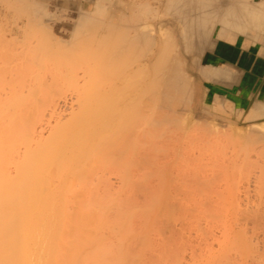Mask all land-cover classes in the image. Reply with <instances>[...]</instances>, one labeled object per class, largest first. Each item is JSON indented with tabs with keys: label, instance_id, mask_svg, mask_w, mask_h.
Instances as JSON below:
<instances>
[{
	"label": "bare ground",
	"instance_id": "bare-ground-1",
	"mask_svg": "<svg viewBox=\"0 0 264 264\" xmlns=\"http://www.w3.org/2000/svg\"><path fill=\"white\" fill-rule=\"evenodd\" d=\"M25 1L26 0H15V4H14L15 7L14 6L13 7L16 8L17 10L22 9L23 12L29 16H31L32 13L35 15L34 9L36 8V10H40V3L44 2V1L40 2L38 0H34V1L32 0L33 4L27 1L29 3L28 5L26 4ZM90 1L93 3V11L80 12L78 19L76 20V22L74 23L73 27L69 32L70 33L68 36L69 39L67 36L64 37L58 36L57 31L51 33L48 31L47 32L53 38H56V40H63L64 43L75 42V40H77L78 38H82V37L84 38L86 35H88L89 37L90 34H92L93 37L95 36L93 34L97 35V38L94 37L96 41L92 39L93 43L91 42L92 44H94V46L95 44L99 43L97 42L98 38L104 42V43L100 42L101 45L100 47L99 46L94 47L92 46V44H90L89 46L90 48L91 47L101 48L103 44L104 48L110 50V52L109 51L107 52L108 54H110L109 55L110 57L107 56L108 59L107 62L109 61L110 63L109 65H111L110 68L109 67L103 68L104 65L109 66L108 64L107 65L103 64V67H101L102 64L101 65L99 64L100 63L99 60H102L103 62L104 59L99 58L102 56V54L100 56L99 53H101L102 50L99 49L98 51V49H96L97 51L96 53L99 52L98 53L99 56L98 54H96L98 57L94 56L93 59L98 58L99 60L92 59V61H89L95 64L97 63L96 66L93 65L95 69L92 71L90 69V72L88 69L85 70H88L87 72L91 73L94 72L97 67V70L95 72H97L98 75H95L96 74L95 73V74H90L89 77H87L88 73H86L87 76H85V74L83 76L84 78L87 77L89 79L90 76L91 78L100 76L99 77L100 79L97 78L99 79V84L100 82H104V84L102 83L100 84V87H98L99 85L98 81L91 79L94 80L93 83L95 81L97 82L98 85L96 83L95 84L97 85L99 90L97 87H95L96 85L94 86L92 85V81L91 84H89L90 86L85 85V81L87 82L90 81H88V79L86 78L84 81V79L80 78L81 76L79 77V73H75L78 74V76L73 74L74 71L72 73L73 76L75 78L79 77L77 78V81L74 80V86L79 85L82 81H84L83 84L85 86H88L86 88L89 90L85 89V87H82L81 85L80 88L85 89V91L84 90L81 91V89L78 88L77 86L76 89H78L79 91L74 90V86H72L73 85L72 84L70 85L72 86L71 88H73L71 89L72 92L68 91V93L70 94V98L65 96L66 90L63 93V96H65L66 98L65 97L63 98L61 97L62 93L59 94V92L61 91L58 92L57 90L56 92V88L59 86L54 84L55 87L53 88L54 85L51 83L50 84L53 86L50 85L47 86V83H44L46 85L43 86L40 84L42 89L45 86L44 90L46 92L44 90H43L44 92L42 91L45 95L52 92V95L53 96L56 95V98H54V101L52 102L50 100H46V98L45 99L42 98V95L39 96V94L36 93V95L34 96H37L38 98L44 100V101L42 100L41 102L43 103H40L39 105L42 104L45 107L41 108L42 106L41 105L40 106L41 109L37 110L36 114L34 113L36 117L33 114L32 117L31 113H29L28 111L32 110L34 112L37 108H39V106L36 105V102L39 103L41 100V99L37 100L38 98L33 96V93L35 94V92H37L36 89L37 87L40 86L39 84L36 83L37 84L36 89H34L35 88L34 86H33L34 88H32V86L26 82L28 79L26 80L22 79V75L20 74L21 75L20 83L23 82L24 80L29 86L28 87L26 84L27 89L26 86L23 85L24 83L23 84L21 83V85L23 86L19 85L20 83L17 84L18 80L20 79L15 78V80H12L15 76L12 77V79L11 76L7 77V81L11 83H7L6 81H4L8 84L7 85L8 87L9 85L12 84V88L11 86L8 88L5 85L6 88L3 86L4 89H2V87L0 89V91L2 92V93L0 92L1 94L8 93V97H6L7 95L3 97L4 94L3 95L0 94L2 97V98L0 97L1 100L0 104L2 103V101H3L2 104H4L6 101H9V99L13 100L15 96L17 95L19 96L18 93H21L20 95H23L22 93H24V95L25 94L28 95L30 92L33 91L32 94L31 93L30 94L35 98L34 100L32 96L30 97L29 100L26 98L28 100V101L26 100L28 103L29 101L31 102V100H33L32 101L34 102L33 106H32V102L29 103L30 105L25 103L26 105L23 106L22 103L25 101L20 99L22 100V103L20 104L21 106L24 107L22 108L24 111L21 108H19L20 106L19 104L16 105L17 104L16 102H19L20 100L18 101L16 100L14 105L17 106L18 108L16 107L17 109L15 110L19 109V111L22 113V114L19 113V111L17 112L16 117H18V113L20 114V117H22V118L18 117V119L15 117L16 111L13 108L15 106L9 104L10 106H12L11 108L13 109L12 110L10 108L11 111L12 112L15 111L14 113L10 114V115L14 114V118L13 117L5 118L4 117L5 113H7L8 111L10 112V110L7 109L8 111L5 112L6 111V109H4L5 107H3V105H0L2 106L0 107L1 108L0 112L2 114V115L0 114L1 116H3V112L1 110L3 109L5 110V111L3 110L5 112L3 116L4 118L0 116V264H264L263 262L264 258H262L261 256L258 257L259 254H256L255 256L254 252L250 251L252 246L255 245L256 248L255 247L252 248L253 251L254 249L255 251L257 249L259 250L260 247H262L261 250H264L263 249L264 248V206L263 204H261L263 203L264 198L258 197L260 200L257 198V200H255L257 203L253 201L256 204L255 205L252 202V200L254 199L250 196L251 194L253 195V193H254L253 197L255 195L257 196L258 192H259V196L262 194L264 196V190H263L264 188L261 187L264 185V182L263 185L262 184L260 185L259 181L257 182L259 184L254 183V181L256 180L255 177L263 175L262 174V171L264 170L263 168L261 174L259 173V171H257L258 174L257 176L254 177L255 180L253 181L254 185L249 183L250 186L252 185L251 189H254L253 187H255L257 191L255 189L254 190L249 189V191L250 192L252 191V193L251 194L248 193L246 195L248 189L246 190L244 187V189H242L241 192L239 193L242 194L243 191L244 194V191H246L245 195L241 196L239 193L237 194V196L238 195L241 196L240 197L241 202L242 200L248 197L250 199L252 198L251 200H249V198L247 199L249 200V203L251 205L246 203L248 202L246 200L240 203V201L237 199L239 197L236 196L237 198L235 199L239 201V204L241 206L239 204L237 205L233 204L237 211L234 209V213L232 214L226 211L218 212L219 209L222 210L227 205V203L226 205H224L225 200L226 201L228 200L226 199V197L225 198L221 197L224 200L223 203L220 199V202L222 203L220 204L224 205L222 209L220 207V204H218L219 197H217L218 199L210 198L211 200L215 199L216 202L218 200L217 202L218 206L213 208L214 205H212L213 206L212 208L214 210L213 209L211 210H213V212H211L210 209L206 208L210 210L209 213H207L206 211H204L205 210L204 207H210V206H204L203 204H205L206 202H204L203 199H202L203 203L201 202L202 203L201 204L199 201L191 200L194 196H192V198L188 200V196L185 195L186 198H184L185 197L184 193L182 195L184 196L183 199L181 198L175 199L176 196L173 197L174 196L173 195L172 197H170L172 199L167 200L165 198L163 202L164 204L159 205L161 209L158 207V209H156L157 211L155 210V212L153 213L154 211L153 207L155 205L154 202L159 197L157 196V199H155L156 197H154L155 196L154 190L153 191L149 190L152 188L146 187L148 188V190H146L144 188V185L143 187L140 184L136 185V187L134 188L135 190H133L132 188L130 189L133 191V196L129 190L127 193L131 195L127 197L124 195L127 190L125 189L126 188L125 186L127 185H124V187L120 192L121 195L115 196L117 195L116 191H118V187L119 189L122 187L121 186L123 182L122 179L124 178L123 174H125L126 167L130 169L132 168V167H128L129 166L128 163H130V166L132 165V163L136 165L138 164V162L144 165L143 166L144 168H142V165L140 164L136 166L132 165L133 168L131 169V171L129 170L131 173L128 175L127 173L125 174L126 176H129V178L125 177V179H127L132 186L135 183L136 179L137 181L140 182V180H138V177L136 176L142 175L141 172H143L144 171L143 169H145L146 167L149 170V172H147L146 175L150 176L153 174V172H155L156 173L155 174L156 176L154 175L155 178L158 177L157 171H155V169L156 167L160 168V166L155 167V164H154L155 168L152 167L153 165L148 166L145 164L146 162L148 163L146 159H148L147 157L149 155L147 156V154H146V158L144 155L145 159L143 160V156H142L143 153L146 152L151 156V154L155 152V150L153 152L152 149L156 148L153 147L152 145H149V147L152 148L151 150L146 147H145L146 149L144 147L141 149L140 144L142 145V143H144L143 141L141 142V140H143L141 138H145L146 135L143 137L142 134L144 132L142 134H139L138 131L139 132L145 131L142 130L143 127L138 128V131H135L137 129L133 128V130L135 129L133 131L135 134L131 135L128 132L129 127L126 126L127 122L130 123L131 122L130 119L131 120L133 119L132 120L133 123V121L135 122L137 119L136 122L139 123L141 122V120H143V122L146 123L143 122L141 123L145 125L149 120L148 117H150V119L152 117L154 121L156 120L155 117H157V115H155V117L153 118L154 114L161 113L162 115L165 116V114H168V112H169L168 115L173 113L174 115H171L172 119L174 116L177 117L179 114L182 115L181 111L182 112L185 111L183 109H176V106L178 104L182 105L183 103L184 105L188 104V102L191 101L194 92L192 90V84H194L193 79L190 78V76L188 75V57H191V59L194 60L195 57L197 56V53L200 52L201 50L200 48H203L201 47L203 46V42H205L204 43L205 45L210 39L211 35L214 33L222 34L224 31H229V30L230 31L233 30L237 33H243L249 27H251V29L254 28L252 25H255L256 22H258V24L256 25H258L260 28L259 22L264 23V13L262 14L264 10V8L262 7L264 6V0L261 1L258 0L257 1L258 3L254 2V4L251 2V0H156L158 4L157 3L156 5L154 4L155 6L150 5L153 4V0H151L152 3H150L151 1L148 0H129L130 2H123V0H90ZM252 4L253 7L254 6L256 7L257 4V8H259L260 6L263 10L260 11L261 10L260 9L258 12V10H256L255 7L254 8L251 7ZM26 9L29 10L28 14ZM20 12L19 13L21 16L22 11L20 10ZM116 17H118L119 19L113 20V18ZM52 21H53L52 22L53 25L48 26V28L45 30L48 29L54 30L57 28L59 21L57 20H52ZM63 23H61V25ZM63 25H65V23ZM52 27H54V29ZM262 27H264V25ZM255 28L258 27L255 26ZM255 32H257V30H255ZM82 34H86V35L85 36L83 35L81 37ZM51 38H47V40L48 39L51 40ZM85 39H87V37H85ZM90 40L91 39H89V41ZM42 41L40 42L38 40V42H40L39 44L46 42L45 40L43 42ZM48 42L49 41H47V43ZM47 43L44 44V47L45 45H47ZM78 43H80L79 39L78 41H76V44ZM88 44H86L85 42L86 47ZM79 47H81L80 44ZM83 48L84 47H82V49ZM204 48L202 50H204ZM41 49L42 47H40V49L38 50L42 52ZM53 50L54 49H52V52ZM57 50H55V52H57ZM84 50L85 49L80 51H84ZM45 54H42V56ZM72 54L73 53H71V56ZM36 55L35 56L38 59L41 56V55L38 56L37 53ZM63 55H65V53ZM28 56L32 57L31 53ZM71 56H69V58H66L63 61H65V63L67 62V59L71 61L70 59L74 57ZM103 58H105V56ZM11 59L12 58H10V60ZM30 59L34 60L35 58L34 57L29 58V62ZM75 59L73 58V60ZM24 60L25 59H23V61ZM35 60L33 62H35ZM54 61L56 62L58 60L55 59ZM63 61L62 64L64 63ZM69 61L67 62V64L69 63ZM12 62L13 61H11V63ZM74 62L75 61H73V63ZM23 63L26 62L24 61ZM46 63L48 65L49 62ZM7 65L11 66L10 64H6V66ZM32 65L29 66L33 68ZM74 65H78V63ZM37 66L35 65V67ZM194 67H196V69H194L195 75H197L198 77H202L203 79L205 78L207 80L210 79L213 80L212 79L213 77L216 79L215 76H217V74L219 75V73H217L218 70H212L211 68L203 69L202 71L199 66V61H198V65L196 63V66ZM207 67L208 65L206 67L204 66V68ZM20 68L21 70L23 69L22 67ZM101 68L105 69L106 72L109 73L110 75L109 74L106 75L107 74L106 73L105 76L103 73L102 75L103 78H101L102 76L101 74H99L103 71ZM13 70L15 71L14 68ZM49 71H51V69ZM62 71H64V69ZM222 72L220 74H222ZM7 74L8 73H6V75ZM9 74L11 75L10 71ZM22 74L24 75V73ZM43 74L44 73H42V76H45ZM228 74L229 73L227 72V75ZM3 75L2 78H5L3 77ZM73 76L70 73V77L72 80L74 78ZM61 78H63V75L62 77H60V79ZM227 78L226 80L224 79V81L229 82ZM79 79H81L80 80L81 82L79 81ZM101 79L103 81H101ZM42 80L44 81L43 78ZM13 81L15 82V84L13 83ZM54 81L56 82L57 80ZM1 82L3 83V81ZM227 82H224V84ZM68 83L69 82L66 83V86H68L67 85ZM75 83L77 84L75 85ZM4 84L5 83H3V85ZM104 85L105 88L106 87L108 88V91L110 92L109 94L112 95L114 105L115 104L116 106L118 105L117 107L110 109L107 112L109 114L108 117H98V116L103 111V109H106L107 107L110 106L108 105V103H110V99L112 97L109 99L108 103L106 102L102 105V107L98 112H94V107L97 105V103H100L98 101H96L95 105L92 106L93 110H88L84 108V111H82L80 114L83 116V118L82 116H78V118L74 117L73 113H72L73 116L72 115L70 116L68 113L69 111L72 112L73 110L71 111L66 109L67 111L65 112L66 113L68 112L67 115L71 117L70 119H67L68 118L67 115H65L63 111H62L63 113L61 112V110L59 111L60 108L58 107L62 105L60 106L58 105L56 107V104H59L57 101L59 102L61 101L59 99H63L62 102L64 103L65 102L64 99L68 98L70 99L69 101L70 103L72 98L71 94L73 96L72 101L75 102L77 99H79L78 101L79 103L81 100L80 102L81 105L79 104L80 107L85 105L86 102L90 103V99L91 100L94 99V97L92 98L94 94L92 95L91 93L94 87H95L94 89L95 95H97L96 91L97 93L98 91L100 92L102 89H104ZM41 87H39V92H41L42 90L40 89ZM46 87L47 88L49 87L50 89L47 91ZM13 88L15 89L13 90V92L14 93L17 92V95L15 94L14 96H12L13 98H11L10 96L14 94L12 93ZM24 88L26 90H29L30 88L31 89L28 91V93H25L27 91ZM67 88L70 89L69 87ZM17 90L18 91L20 90L21 92L20 91L18 92ZM53 92L54 93L56 92V94L54 95ZM73 92H76L75 94L77 96ZM84 92L87 93V95ZM80 93L81 94L84 93V95H81ZM109 94H107L105 97L107 98ZM79 95L82 97L79 98L80 97ZM89 95L91 98L88 97ZM53 96L50 95L49 97H53ZM74 96L76 100L74 99ZM25 97L27 96L25 95ZM86 97L89 98L88 99L89 101L85 99L86 101L84 100L85 103H83L82 102L83 98ZM3 98L4 99L6 98L5 102ZM106 98H104L103 100H105ZM114 98L117 99V102H115L116 99L114 100ZM12 100L11 102L13 103L14 101ZM66 102L68 103L67 100ZM8 103L10 102H6V104L4 105L7 106ZM52 103L55 104L52 105ZM69 103L67 104V107L68 105L70 107L69 109H72L75 106V104L78 107V103L76 102L74 105H72L73 107ZM9 105L7 106V108H9ZM34 105H36L37 108H35ZM87 105L88 104H86L85 106ZM104 105L105 108H103ZM174 105L176 106L171 107ZM181 105L177 106V108H181L182 107ZM26 106L27 108L31 106L33 108L31 107V110H29L26 108ZM52 106L54 108L55 107L58 108L57 114L54 108H52ZM64 106L66 107L65 104ZM76 106L74 107V111H73L74 114L76 113L75 110ZM47 107L49 110H51V108L53 110L49 111L47 110ZM80 107H78V109ZM25 109L27 110L25 111ZM44 109L45 111H48V116L50 113L54 111L53 118L55 117L54 115L56 114L58 119L55 117L56 120L50 122L52 115L50 114V117H47V114L44 113ZM214 109L217 110V104H215ZM9 112L7 113L8 115ZM147 112H150L151 115L148 116ZM261 112L262 115H264V110ZM28 113L32 118L28 116L29 115ZM85 113L86 114L96 113L95 114L96 117L95 116L85 117L86 115ZM23 114L25 117L27 115V117L23 118ZM62 114H64L63 118L66 119L62 118L63 116ZM142 114H145L143 115V117L145 119L147 118L148 119L147 121L143 118L140 121L138 120L139 117L141 118ZM249 114L250 115L247 116V119H245L246 121L249 119L254 120L258 118L257 113L255 114V112ZM259 114H258L259 117L262 116L261 113ZM146 115L148 117H145ZM168 115H166V119H168L169 121L170 119L167 118ZM42 116L45 118L42 119ZM160 118H162V116H160ZM244 118L246 117L244 116ZM44 120L47 122H44ZM94 120L95 121L104 120L103 121L104 125L102 123L101 126L99 125L98 127L100 129V130L98 129L99 130V132H97L98 135H94L93 133L95 130L94 129L95 126H97V124H94L95 126L92 127L93 125L92 121ZM151 121L150 123H152ZM157 121L159 120L157 119ZM137 124H134L132 127H135ZM139 124L138 127L142 126ZM162 124L163 123H161V126ZM156 125L159 126V124ZM154 126L155 125H153V127ZM178 126L180 127V121ZM145 127H149V124L148 126L145 125ZM150 127L152 126L150 125ZM171 128H176V127L174 126ZM227 128L230 129L229 127ZM211 129H214L215 131L216 128H211ZM149 130L146 131L148 132ZM253 131H255L256 134L260 137L258 138V136ZM155 133L157 134L156 131L154 132V134H152L150 131L149 134L156 135ZM251 133L254 134L252 135L250 133L248 134H250L251 137L255 135L258 140L260 139L259 140L260 143L264 144V142H262V139H264V134H263L264 126L252 127ZM248 134L246 136H248ZM149 136L148 138L151 139L152 137ZM158 136L159 135L157 134L156 137ZM166 136L165 139L167 140L168 138ZM170 136L171 134H169V137ZM173 136L174 135H172V137ZM163 137L164 135H162V138ZM256 137H254L255 139L253 140L248 137L249 139L247 140L255 141V143L257 141V143L259 144ZM148 138L146 137L147 141H149ZM159 139L162 140L161 138ZM172 141H174V139ZM132 143H134L132 145V147L134 146L133 147L134 149L132 150L130 149L131 153H129L128 148L130 147L129 145H131ZM146 143L147 142H145V144ZM141 150H144V152H142ZM148 150H150V153L148 152ZM128 153L132 154V156L135 157V159L136 157H139L138 159L141 160L139 161L138 159H136V161L135 160L132 161V159L134 158H132L131 156L132 159L129 158L130 159L129 162L127 160L128 166H125L126 164L125 158H127L125 154L128 156L129 155ZM259 153H261V151H259ZM262 154H264V152ZM150 156H149V162L151 158ZM261 156L263 157L264 155ZM254 161L256 160L254 159ZM259 161L257 164H259ZM148 164L150 165L151 162ZM134 166L135 167L140 166L141 168L140 167L138 168L141 169V172H137L138 169H136V171L135 170L134 171L137 172V174H133ZM260 166H262L261 163ZM150 167L152 168L151 172H150L151 169ZM238 168L240 169L241 167ZM243 170L245 169L243 168ZM256 170L258 169L255 168L254 171ZM112 171L113 172L117 171V173H112ZM161 172L162 171H160V173L158 174H161V176H163ZM183 172H185L184 169ZM109 173H111L112 175L116 174V176H118L117 178L116 176H114V179L119 180L118 183L119 186H117L118 181L116 182V180L114 183L116 185H114L113 183L111 184L108 178ZM132 176H134V178L136 179H133ZM184 177H188V176H184ZM131 180L133 181L135 180V181L134 182L132 181L133 182L132 183L130 182ZM183 180L185 181V178ZM187 180L188 183H190V180L188 178ZM129 183L127 182L128 185ZM198 184H196V186H198ZM138 186H140V188H137ZM248 186L246 185V188H250V186L249 187ZM114 187H116L117 190L115 188L114 191ZM141 187L145 189L146 193H144L145 191L144 189L142 190ZM180 188L182 189V187ZM175 190L176 189H174V191ZM134 191L135 192L137 191L136 193L138 196ZM156 191L158 190L155 189V194H158L160 192V191L158 192ZM174 191L172 192L174 193ZM197 191L198 193H202L200 192L202 190L199 191L197 189ZM148 194H150V197H148L147 200L146 197L148 196ZM142 196H143V200L141 199ZM169 196H165V197L168 198ZM179 196L182 197L181 195ZM197 196H199V194ZM190 201H192L193 203L196 202V204L198 202L197 205L196 204L193 205H196L195 207L198 206L199 209L194 208L192 202L190 203ZM156 202H158V200ZM188 203H190L193 206V208L191 207L190 204L188 205ZM207 203H211V202L209 201ZM236 203L237 202L235 201V204ZM242 204H244L245 206H243ZM257 205L258 207H256ZM144 206L147 207V209ZM150 206L152 209L151 208L149 209ZM242 206L244 208H242ZM217 207L218 210H215L217 209ZM225 208H228V206ZM193 209H198L200 210V212L196 211L197 212L196 213L195 210L193 212ZM212 228H215L216 230L214 229L215 231L214 230L211 231ZM214 232L216 233L218 232L217 233L218 235ZM211 233H213L214 236H212ZM215 236L217 238H213ZM209 240L210 242L212 240V244L208 242ZM215 241H216V245H215L216 248L214 247ZM248 243L251 246H249ZM261 250L259 252H261ZM260 258H262L263 261H261L262 259ZM257 261L263 263H258Z\"/></svg>",
	"mask_w": 264,
	"mask_h": 264
},
{
	"label": "rangeland",
	"instance_id": "rangeland-1",
	"mask_svg": "<svg viewBox=\"0 0 264 264\" xmlns=\"http://www.w3.org/2000/svg\"><path fill=\"white\" fill-rule=\"evenodd\" d=\"M31 3V4H33V2H32V0H26L25 2H26V4H28L29 5V3ZM34 1V0H33ZM38 1H44V2H42V3H40V10H43V11H40V10H36V8L34 9L35 10V15L32 13L31 14V16H29V15H26V13H24L23 12V10L22 9H16V8H14L15 7V0H5V1H2V0H0V78H1V80H0V89H1V87H2V89H4L3 88V86L5 87V85L7 86L8 84L7 83H11V82H9V81H7V77H10L11 76V79H12V77H14L12 80H15V78H17V79H20V76L22 75V79H24V80H26V79H28L26 82L29 84V85H31L32 86V88H34V89H36V85L37 84H41L42 86L43 85H46V84H44V83H47V86L48 85H50V86H53L54 84L55 85H57V86H59V87H57L56 88V92H57V90H58V92L59 91H61V92H59V94H61L62 93V95H61V97H69L70 98V94L68 93V91L70 92H72V90L71 89H73V88H71L72 86H74V80H76L77 81V78H79L80 76V78L81 79H84V81H85V78L86 79H88V81H90V82H87V81H85V85H89V84H91V81H92V85L94 86V85H96L97 84V82L96 81H98V84H99V77L100 76H96V77H94V78H91V76H90V79L89 78H87V77H89V75L90 74H95V75H98V73L97 72H95L96 70H97V67H96V70L94 71V72H91V73H88L87 71L89 70V72H90V69H91V71L92 70H94L95 69V67L94 66H96V64L95 63H93V62H89V61H92V59H93V57L94 56H96V57H98L99 56V54H100V56H101V54H102V58L101 57H99L100 59H104V61L102 62V60H99L98 58H94L95 60L96 59H98L99 61H100V65H101V67H103V64H110L109 63V61L107 62V56L108 57H110L109 55L110 54H108L107 52L109 51L110 52V50H108V49H106V48H104V45L102 44V47L101 48H94L95 46L97 47V46H101L100 45V42H102V43H104L103 41H101L99 38V40L97 39V42H99L98 44H95V46H94V44H92L93 42H92V39H94L95 40V38H97V35L96 34H93V35H95L94 37L92 36V34H90L89 35V37L90 36H92V37H88V35H86V34H82L81 35V37L84 35H86L85 37H87V39H85V37L82 39V38H78L79 39V42L80 43H78V44H76V41H78V39L77 40H75V42H68V43H64L63 42V40H56V38H53L51 35H49V33L48 32H58V27L61 25V23H63V22H60V21H62V20H60V18H56L55 17V19H53V20H57V21H59V23H58V25H57V28L56 29H54V27H52L54 30H45V29H47L48 28V26H47V24L45 23V21L47 20V15H46V0H38ZM148 1H151V0H148ZM156 0H153V4H150V5H156V3H157V1L155 2ZM123 2H130L129 0H123ZM155 2V3H154ZM44 3V4H43ZM150 3H152V1L150 2ZM158 4V3H157ZM132 5H133V3H132ZM154 5V6H155ZM14 6V7H13ZM42 6V7H41ZM38 8V7H37ZM20 10L22 11V15L20 16ZM25 10V9H24ZM27 10V14L29 13V10L28 9H26ZM18 11V12H17ZM38 11V12H37ZM89 11H93V7H92V9L91 10H89ZM20 12V13H19ZM23 13H24V15H23ZM27 16V17H26ZM49 16H52V17H54L55 16V14H49ZM28 17H30V18H28ZM78 19V18H77ZM119 18L118 17H116V18H113V20H118ZM30 20V21H29ZM39 29H38V28ZM51 28V29H52ZM48 31V32H47ZM55 35H56V33H55ZM49 36V37H48ZM59 36V35H58ZM53 39H52V38ZM47 38H51V40L50 39H48L47 40ZM42 39H43V41L45 40L46 42L45 43H47V41H49L48 43H47V45H45V47H44V44L45 43H41V44H39L41 41H42ZM68 39H69V37H68ZM89 39H91L90 41H89ZM38 40L40 41V42H38ZM83 40V41H82ZM84 40H86V41H84ZM42 41V42H43ZM83 42V44H82V42ZM89 41V42H88ZM96 41V40H95ZM36 42V43H35ZM63 42V43H62ZM85 42H86V44H88L87 45V47H86V45H85ZM92 42V43H91ZM96 42V43H97ZM52 43V44H51ZM36 44V45H35ZM50 44V45H49ZM79 44H80V46L81 47H79ZM90 44H92V46H94L93 48L91 47L90 48ZM52 45V46H51ZM72 45V46H71ZM78 46V47H77ZM38 49H40V47H42V49H41V51L42 52H40V50H38ZM82 47H84L83 49H85L84 51H80V50H83L82 49ZM54 49L53 50V52H52V49ZM68 48V49H67ZM78 50H77V49ZM36 49H37V51H36ZM58 49V50H57ZM62 50V53H61V50ZM96 49H98V51H99V49H101L100 51H101V53H96L97 51H96ZM55 50H57V52H55ZM92 50V51H91ZM67 51V52H66ZM95 51V52H94ZM196 51V50H195ZM60 52V53H59ZM84 54H83V53ZM197 52V51H196ZM31 53V55H32V57H34L35 59V62H33L34 60H32V59H30V62H29V58H32V57H29L28 55ZM36 53L38 54V56L39 55H41L40 57H39V59L36 57L37 55H36ZM40 53V54H39ZM45 54V55H43L42 56V54ZM65 53V55H63ZM67 53H68V55H67ZM71 53H73L72 54V56H71ZM87 53V54H86ZM88 53H89V55H88ZM23 54H24V56H23ZM33 54H35V55H33ZM48 54H49V56H48ZM95 54V55H94ZM96 54H98V56L96 55ZM108 54V55H107ZM51 55H53V56H51ZM57 55V56H56ZM86 55V56H85ZM16 56L17 57V59H16V57L14 58V57ZM27 56V57H26ZM69 56H71V57H73L75 60H73V58H71L70 60L71 61H69L68 59H67V62L69 61V63L67 64V62L65 63V61H63V60H65L66 58H69ZM81 56V57H80ZM90 56V57H89ZM105 56V58H103ZM45 57V58H44ZM47 57V58H46ZM51 57H52V59H51ZM8 58H9V60H8ZM10 58H12L11 60H10ZM42 58V59H41ZM21 59V60H20ZM23 59H25L24 61L26 62V63H23L24 61H23ZM28 61H27V60ZM51 60V61H49V60ZM56 59V60H58V61H54V60ZM80 59V60H79ZM93 59V60H94ZM32 60V61H31ZM45 60V61H44ZM47 60V61H46ZM75 61L74 63H73V61ZM82 60V61H81ZM97 60V61H98ZM191 60V61H190ZM11 61H13L12 63H11ZM39 63H38V62ZM42 61H44V62H42ZM61 63H60V62ZM62 61L64 62L63 64H62ZM79 61V62H78ZM198 61H199V58H198V56H196L195 57V59L194 60H192L191 59V57H188V75L190 76V78H192L193 79V82H194V84H192V90L194 91L193 92V96H192V98H191V101L190 102H188V104H186V105H184V103L181 105V104H178L177 106H179V105H181L182 107L181 108H177V106L176 105H174V106H171V107H175L176 106V109H183L185 112H182L181 111V113H182V115L181 114H177L178 116L177 117H175V119H174V117H173V119L171 118L172 116L171 115H174L173 113H171L170 115H168L169 114V112H168V114H165V116L164 115H162L161 113H159V114H154V116H153V118L155 117V115H157V117H155L156 118V120L154 121V119H152V117H151V119H150V117H148L149 115H151L150 114V112H147V113H145V114H147L145 117H148L149 118V120L152 122V123H154V124H152V123H150V121L146 118H144L143 117V115H145V114H142V116H141V118L139 119L138 118V120L140 121L142 118L143 119H145L146 121H147V124H145L146 126H148V124H149V127H145V125H143L141 122H143V120H141V122H136L137 121V119H136V121L134 122L133 121V123H132V120L130 119V123H128L127 122V127H129L128 128V132H129V134H135L133 131L135 130V129H137V130H135V131H138V128H141V127H143L142 128V130H149L148 132H147V134H146V132L145 131H142V132H139L138 131V133L139 134H142L143 132L145 133H143L142 134V136L144 137L145 135V138H141V139H143V140H141V142L143 141L144 143H142V145L140 144V147H141V149L144 147H146V148H149L150 150L152 149V148H150L149 147V145H152L153 147H156L155 149H152V151L154 152V150H155V152L153 153V154H151V156H150V154H148V153H141L142 154V156H143V160L146 158V154H147V156L149 155L151 158H150V162H151V164L149 165L148 163H150L149 162V156L147 157L148 159H146L147 161H148V163L146 162L145 164L146 165H148V166H151V165H153L152 167H154V164H155V167L156 166H160V168H158V167H156V169H155V171H157V175H158V177H156L155 178V172H153V174L152 175H150L149 173V175L150 176H148V175H146L147 174V172H149V170L147 169V167L145 168V169H143L142 171L143 172H141V167L140 166H137V167H135L136 165H142L140 162H138V160L140 161L141 159H138L139 157H136V159H138L137 160V162H138V164H133L132 163V165H135L134 166V169H133V174H137V172H141L142 173V175H137L136 177H138V180H140V182L139 181H137V179L136 178H134V176H132L133 177V179H136V181H135V183H137V184H133V186L131 185V183H129V181L127 180V179H125V177L126 178H129V176H126L125 174L127 173V175L128 174H130L131 172V169L133 168V166L131 165L130 166V163H128L129 164V166L127 165V160H128V162L130 161V159H132V158H134V159H132V161L133 160H135L136 161V159H135V157H133L132 156V154H129V153H131L130 152V149L132 150V149H134L133 147H132V145L134 144V143H132L131 145H129L130 147L128 148L129 150H128V156L125 154V156L127 157V158H125V166H128V167H132L131 169L130 168H127L126 167V170H125V174H123L124 175V178L122 179L123 180V182H122V187L119 189V187H118V191H116L117 192V195H115V196H119V195H121V190H122V188L124 187V185H127V186H125L126 188L125 189H127L126 190V192H125V196H129V195H131L132 194V196H133V191L132 190H130L131 188L133 189V190H135L134 188L136 187V185H141L142 187H143V185H144V188L146 189V190H148V188H152V189H149L150 191H153L154 190V197H156L155 199H157V196L159 197L157 200H158V202H156L157 200H155V205H154V207H153V213L155 212V210L156 209H158V207L161 209V207L159 206V205H163L164 203V199L166 198L167 200H169V199H172V198H170V197H172L173 195V197H175V199H183V197L186 195V196H188V200H190L191 198H192V196H194L191 200H196V201H199L200 203L202 202L203 203V201L204 202H206L205 204H203L204 206H210V207H204L205 208V210L204 211H206L207 213H209V211L211 210V209H213V208H215L216 206H218L217 205V202H218V200H217V202L215 201V199H210V198H217V197H219V203L218 204H220L221 202H220V199H221V201H222V203L224 202V200L222 199L223 197L225 198L226 197V199H228L227 201L225 200V203H224V205H226V203H227V205L225 206V207H227L228 206V208H223V206L224 205H221L220 204V207H221V209L222 210H218V207H217V209H215V210H218V212H220V211H222V212H230V214H232V213H234V209H235V206L234 205H237V204H239V201H240V197L242 196V195H245V192L246 191H244V194H243V191H242V194L241 193H239V192H241V190L242 189H244V187H245V189L248 191L247 193H246V195L249 193V194H251L252 193V191L250 192L249 191V189H251L252 188V185L250 186V184H253L254 185V183H257L258 181H259V183H260V185L262 184L263 185V182L264 181H262V180H264V156L262 157L261 155H264V154H262L263 152H264V144L263 143H260V139L258 140L257 139V137L254 135V136H252L251 137V135L252 134H254V133H251L252 132V127H263L264 126V120H259L258 118H256V119H254V120H245V119H247V116H249L250 114L249 113H253V112H249L248 114L247 113H236V112H234L231 108H228L227 106L225 107V106H221V105H217V110L216 109H214V106H211L210 104H208V103H206L205 101H204V99H203V93H202V84H201V82L200 81H198V78H196L197 77V75H195V70L194 69H196V67H194V66H196V63H197V65H198ZM29 62V63H28ZM46 62H49L48 63V65H47V63ZM51 62V63H50ZM55 62V63H54ZM86 62V63H85ZM102 62V63H101ZM104 62H106V63H104ZM194 62V63H193ZM30 63H32V64H34V65H32V64H30ZM60 63V64H59ZM78 63V65H74V64H77ZM83 63V64H82ZM89 63V64H88ZM6 64H10L11 66H9V65H7L6 66ZM22 64V65H21ZM27 64H29V65H32L33 66V68L31 67V66H29V65H27ZM54 64V65H53ZM57 64V65H56ZM74 66H73V65ZM92 64V65H91ZM98 64V65H99ZM35 65L37 66V65H39V66H37V67H35ZM40 65H42V66H40ZM44 65H46V66H44ZM62 65V66H61ZM71 65V66H70ZM79 65H81V66H79ZM91 65V66H90ZM94 65V66H93ZM6 66V67H5ZM25 66V67H24ZM29 66V67H28ZM62 67V68H60V67ZM69 66V67H68ZM87 66V67H86ZM94 68H93V67ZM110 66L111 65H109V66H105L104 65V67L103 68H107V67H109L110 68ZM3 67H5V68H3ZM11 67V68H10ZM16 67V68H15ZM20 67H22L23 69L21 70V68ZM35 67V68H34ZM44 67V68H43ZM53 67V68H52ZM58 67V68H57ZM71 67V68H70ZM72 67H74V68H72ZM83 67H85V68H83ZM7 68V69H6ZM13 68L15 69V71L13 70ZM25 68H27V69H25ZM60 68V69H59ZM70 68V69H69ZM80 68V69H79ZM99 68V67H98ZM103 68H101L102 70V72L101 73H99V74H101V76L103 75V73H104V75L107 73L106 72V70L105 69H103ZM108 68V69H109ZM9 69H11V70H9ZM33 69V70H32ZM36 69H37V71H36ZM43 69V70H42ZM47 69V70H46ZM51 69V71H49ZM53 69V70H52ZM59 71H58V70ZM64 69V71H62ZM72 69V70H71ZM85 69H88V70H85ZM42 72H41V71ZM45 70V71H44ZM56 70V71H55ZM68 70V71H67ZM76 70V71H75ZM84 70H85V72H84ZM4 71V72H3ZM9 71H10V73H11V75L9 74ZM12 71H14V72H12ZM18 71V72H17ZM26 71V72H25ZM30 71H31V73H30ZM48 72V74H47V72ZM58 71V72H57ZM61 71V72H60ZM73 71H74V73H73ZM24 73V75L22 74V73ZM39 72V73H38ZM50 72H51V74H50ZM54 72H57V73H54ZM64 72V73H63ZM84 72V73H83ZM100 72V71H99ZM110 72V71H109ZM6 73H8L7 75H6ZM26 73H27V75H26ZM37 73V74H36ZM42 73H44L43 75H45V76H42ZM69 73V74H68ZM70 73H71V75L73 76V74H75V73H79V77H77V78H75L74 76V78H73V80L71 79V77H70ZM73 73V74H72ZM86 73H88V76H87V74ZM3 75V77H5V78H2V75ZM21 74V75H20ZM30 74H31V77H30ZM57 74H58V76H57ZM84 74H85V76H87V77H83L84 76ZM109 73H107L106 75H108ZM52 75V76H51ZM56 76V78H55V76ZM60 75V76H59ZM62 75H63V78H61L60 79V77H62ZM67 75H69V76H67ZM75 75H77L78 76V74H75ZM105 75V76H106ZM110 75V74H109ZM34 76V77H33ZM50 76V77H49ZM66 76V77H65ZM93 76V75H92ZM26 77V78H25ZM28 77H30V78H28ZM36 77H37V79H36ZM44 79V81L42 80V78ZM46 77V78H45ZM58 77V78H57ZM33 78V79H32ZM96 78V79H95ZM97 78H99V79H97ZM101 78H103V76L101 77ZM6 79V80H5ZM31 79V80H30ZM50 79V80H49ZM51 79H52V81H51ZM81 79H79V81L81 80ZM91 79H94V80H96L94 83H93V81L94 80H91ZM9 80V79H8ZM11 80V81H12ZM23 80V82H21L24 86H26V82ZM34 82H33V81ZM42 80V81H41ZM46 80V81H45ZM54 80H57L56 82L54 81ZM59 80H61V81H59ZM64 80V81H63ZM69 80H71V81H69ZM1 81H3V83H5L4 85H3V83L1 82ZM4 81H6V82H4ZM20 81H21V79L20 80H18V83L17 84H19L20 83ZM36 81V82H35ZM38 81V82H37ZM54 81V82H53ZM62 81H63V83H62ZM65 81H67V82H69L67 85L68 86H66V83L67 82H65ZM84 81H80L81 83L79 84V82H78V84L79 85H76L77 83H75V85L78 87V88H80L81 86L82 87H85V89H87L86 87H88V86H85L83 83H84ZM101 81H103L102 79H101ZM105 81V80H104ZM107 81V80H106ZM29 82H31V83H29ZM53 82V83H52ZM60 82V83H59ZM87 82V83H86ZM13 83L15 84V82L13 81ZM21 83L19 84V85H21ZM37 83V84H36ZM53 84V85H51V84ZM58 83V84H57ZM63 84V86H64V84H65V86L63 87L62 86V84ZM96 83V84H95ZM104 84V82H100V84ZM105 83H107V82H105ZM2 84V85H1ZM13 84V85H14ZM28 84H27V86H28ZM73 84V85H72ZM97 84V85H98ZM100 84L98 85V87H100ZM18 85V86H19ZM23 85H21V86H23ZM38 85V86H39ZM41 85L39 86V87H41ZM55 85L53 86V88L55 87ZM70 85H72V86H70ZM81 85V86H80ZM92 85H91V87H92ZM97 85L95 86V87H97ZM195 85V86H194ZM11 86V88H12V84L11 85H9V87ZM21 86H20V88H21ZM27 86H26V89H27ZM34 86V87H33ZM76 86H74V90H78V89H76ZM90 86V85H89ZM102 86V85H101ZM8 87V86H7ZM8 87V88H9ZM14 87V86H13ZM16 87V86H15ZM29 87V86H28ZM39 87H37V89H36V91L37 92H35V94L33 93V96L34 95H36V93H38L39 94V96L40 95H42V98H46V100H50V101H54V98H56V92L54 93V95L55 96H53L52 95V92H50V93H48L47 95H45L43 92L45 91L44 90V88H45V86H44V88L42 89V87L40 88V89H42L41 90V92H39ZM67 87H69L70 89H68ZM95 87H94V89H95ZM97 87V88H98ZM103 87V86H102ZM6 88V87H5ZM17 88V87H16ZM47 88V87H46ZM59 88H60V90H59ZM62 88V89H61ZM97 88H96V90H97ZM25 89V88H24ZM25 89V90H26ZM31 89V88H30ZM29 89V90H30ZM50 88L48 87L47 88V91L49 90ZM64 89V90H63ZM81 89V91L82 90H84L85 91V89H82V88H80ZM94 89L92 90V98L94 97V99L93 100H91L90 99V103H88V102H86L85 103V101L87 100V101H89L88 99L89 98H91L90 97V95L88 96L89 98H83V103H85V105L86 104H88L87 106H85V105H83V106H79V104H80V102H81V100H80V102L78 103V101H79V99H75V96H74V99L76 100L75 102L76 103H78V107H80L79 109H78V107L76 106V104H75V102L74 101H72V98H73V96H72V94H71V102L69 103V101H70V99H64L65 100V102L63 103L62 102V100L63 99H59V100H61L60 102L59 101H57L59 104H56V107L59 105H62V106H60V107H58V108H60L59 109V111L61 110V112L63 111L64 112V114L65 115H67V113L65 112V111H67V110H73L74 111V107L76 106V108H75V110H76V113L74 114V112L72 111V112H70L69 111V115L71 116L72 115V113H73V115H74V117H77L78 118V116H82V115H80L81 114V112L82 111H84V108L85 109H88V110H93L92 109V106H94L95 105V103H96V101H98V102H100V103H97V105L94 107V112H98L99 110H100V108L102 107V105L104 104V103H108L109 102V99L112 97V95L111 94H109L110 92L108 91V88L106 87L105 88V85H104V89H100L101 91L99 92L98 91V93H97V91H96V94L97 95H95V92H94ZM196 91H195V90ZM13 90H15L14 88L12 89V93H14L13 92ZM21 90V89H20ZM19 90V91H20ZM29 90H26L27 92H25V93H28V91ZM33 90V89H32ZM44 90V91H43ZM53 90V89H52ZM55 90V89H54ZM63 90V91H62ZM65 90H66V92H65ZM87 90H89V89H87ZM86 90V91H87ZM91 90V89H90ZM98 90H99V88H98ZM5 91V90H4ZM3 91V92H4ZM18 91V90H17ZM18 91V92H19ZM35 91V90H34ZM43 91V92H42ZM79 91V90H78ZM77 91V92H78ZM80 91V92H81ZM1 92V91H0ZM7 92V91H6ZM9 92V91H8ZM21 92V91H20ZM33 92V91H32ZM32 92H30L31 94H32ZM46 92V91H45ZM65 92V96H63V93ZM88 92V91H87ZM90 92V91H89ZM2 93V92H1ZM0 93V94H1ZM25 94L27 97H25V95H24V93H22L23 95H20L21 93H18L19 94V96L17 95V92L16 93H14V94H12L10 97L11 98H13L12 96H14L15 94L17 95V96H15L14 97V99L12 100V99H9V101H6L4 98V102L6 101V102H10V103H8V105L10 104V105H12V106H15L14 104H15V102H16V100L18 101V100H20V99H22L23 101H25V102H23L22 103V100H20L19 102H16L17 104L16 105H20L19 106V108H24L23 106H25L26 104L25 103H27V104H29V103H31L35 98L34 97H37V96H32L31 94ZM74 94L76 93V92H73ZM82 93V92H81ZM80 93V94H81ZM85 93V92H84ZM84 93L83 94H81V95H84ZM4 94V95H3ZM3 94H1V95H3V97H5V95H7L6 97H8V93H3ZM51 96H53V97H49L50 95ZM78 94V93H77ZM86 95H87V93H85ZM107 94H109V96L106 98L105 96L107 95ZM1 95H0V97H1ZM49 95V96H48ZM76 95V94H75ZM20 96H21V98H20ZM22 96H23V98H22ZM32 96V98H33V100H31V102L29 101V103L27 102L29 99H30V97ZM58 96V95H57ZM77 96V95H76ZM80 96V95H79ZM19 97V98H18ZM60 97V96H59ZM60 97V98H61ZM65 97V98H66ZM82 96H80L79 98H81ZM85 97V96H84ZM100 97H102V98H100ZM2 98V97H1ZM17 98V99H16ZM28 100H27V99ZM31 98V99H32ZM38 98V97H37ZM76 98H78V97H76ZM99 98V99H98ZM104 98H106L105 100H103ZM2 99V100H3ZM41 98H38L37 100H40ZM53 99V100H52ZM86 99V100H85ZM98 99V100H97ZM116 98H114V100H115ZM11 100L12 101H14L13 103L11 102ZM27 100V101H26ZM43 99H41L40 100V102L38 103V102H36V105L37 106H39V108H37L36 107V105H34L35 106V108H37L34 112L31 110V107L33 106V103L34 102H32V106L31 107H28L27 108V106H26V108L27 109H29V110H31V111H28L29 113H31V116H32V114L36 117V111L37 110H39V109H41L42 107L44 108L45 106H43L42 104V106L41 105H39L40 103H43V102H41ZM56 100V99H55ZM66 100L68 101V103L69 104H71V106L72 105H74L75 104V106L72 108V109H69L70 107H69V105H68V107H67V102H66ZM85 100V101H84ZM100 100H103V101H100ZM111 100H112V103H111ZM201 100V101H200ZM44 101V100H43ZM50 101H49V103H50ZM194 101V102H193ZM0 102H1V100H0ZM6 102L4 103V104H6ZM47 102V101H46ZM56 102V101H55ZM56 102V103H57ZM115 102H117V99H116V101ZM2 103H3V101H2ZM0 104V105H3V107H5L4 109H6V111L5 112H7L8 110H10V112H9V115L11 114V113H14L15 111H16V114H15V117H16V115H17V112L19 111V109L18 110H15V109H17L18 107L17 106H15V107H13L14 108V110L15 111H11V107L12 106H10L9 105V108H7V106H5L4 104ZM20 103H22V105L23 106H21V104ZM38 103V104H37ZM48 103V102H47ZM60 103H62V104H60ZM67 103V104H66ZM82 103V104H83ZM191 103V104H190ZM55 104V103H54ZM53 103H52V105H54ZM64 104L66 105V107L64 106ZM30 105V104H29ZM81 105V104H80ZM108 105H110L109 107H107L106 109H103V111L100 113V115L98 116V117H108L109 116V114L107 113L110 109H113V108H115V107H117L116 106V104L114 105V103H113V97L110 99V103H108ZM40 106H41V108H40ZM64 106V107H63ZM0 107H2V106H0ZM17 107V108H16ZM54 108L53 106H52V108H54V110H55V112H56V114H57V109L58 108ZM64 109H63V108ZM11 108V109H10ZM33 108V107H32ZM34 108V109H35ZM50 108V107H49ZM51 108V110H53ZM62 108V109H61ZM103 108H105V105H104V107ZM1 109V108H0ZM8 109V110H7ZM20 109V110H21ZM27 109H25V111L27 110ZM33 109V110H34ZM46 109V108H45ZM45 109H44V113H46L47 114V117H50V114L52 115L51 116V120H50V122H52L53 120H56V118L58 119V117L56 116V114L54 115L55 117V119L53 118V112L52 113H50L49 114V116H48V111H45ZM67 109V110H66ZM78 109V110H77ZM3 110H1L2 112H3V116H4V111ZM13 110V109H12ZM23 110V109H22ZM47 110H49L48 109V107H47ZM51 110H49V111H51ZM24 111V110H23ZM22 111V112H23ZM87 111V110H86ZM7 112V113H8ZM39 112V111H38ZM42 112H43V110H42ZM62 112V113H63ZM187 112V113H186ZM7 113H5V118L7 117V118H14V114H12V115H8ZM19 113H21L20 111H19ZM18 113V117H20V114ZM24 113H26V112H24ZM28 113V114H29ZM35 113V114H34ZM71 113V114H70ZM202 113V114H201ZM0 114H1V112H0ZM9 116H7V115ZM22 114V113H21ZM58 114H59V112H58ZM64 114H62L63 116H62V118L64 117ZM86 114V113H85ZM84 114V115H85ZM90 114H93V115H90ZM95 114L96 113H87L86 115H85V117H94L95 116ZM98 114V113H97ZM2 115V114H1ZM0 115V116H1ZM40 115V114H39ZM42 115V114H41ZM69 115H67V119H70L71 117L69 116ZM72 115V116H73ZM166 115H168L167 116V118H169L170 120H171V122H170V120L168 121V119H166ZM190 115V116H189ZM197 115V116H196ZM3 116H1V117H3ZM29 117H30V114L28 115ZM38 116V115H37ZM46 116V115H45ZM58 116H60V115H58ZM160 116H162V118H160ZM170 116V117H169ZM196 116V117H195ZM244 116L246 117V118H244ZM3 117V118H4ZM18 117H16L17 119H18ZM25 116H24V114H23V118H24ZM26 117H27V115H26ZM25 117V118H26ZM33 117V116H32ZM32 117H30V118H32ZM66 117V116H65ZM74 117H72V118H74ZM96 117V116H95ZM181 117V118H180ZM20 118H22V117H20ZM41 118V117H40ZM43 118H45V117H43L42 116V119ZM82 118H83V116H82ZM164 118V119H163ZM178 119V121H177V119ZM203 118V119H202ZM243 118V119H242ZM49 119V118H48ZM48 119H47V121H48ZM63 119H66V118H63ZM157 119L159 120V121H157ZM144 120V121H145ZM47 121H45L44 120V122H47ZM97 121V122H96ZM94 120V121H92L93 122V125H92V127L93 126H95L94 124H97V126H95V130H94V135H98L97 134V132H99V125L101 126V124L103 123V121L104 120H102V121H99V120ZM166 121V122H165ZM168 121V122H167ZM179 121H180V127L178 126L179 125ZM201 121V122H200ZM207 121V122H206ZM149 122V123H148ZM159 122H161V123H163L162 124V126H161V123H159ZM175 122V123H174ZM199 122V123H198ZM139 125H142V126H140V127H138V124ZM143 123H146V122H143ZM165 123V124H164ZM168 125H167V124ZM196 123H198V124H196ZM201 123V124H200ZM134 124H137L136 126H137V128H136V126L135 127H132ZM156 124H159V126L158 125H156ZM169 124H170V126H169ZM176 124V125H175ZM103 125H104V123H103ZM130 125V126H129ZM150 125L152 126V127H150ZM153 125H155L154 127H153ZM171 125H173V126H171ZM182 125V126H181ZM202 125V126H201ZM227 125V126H226ZM248 125H251V126H248ZM253 125V126H252ZM156 126H158V127H156ZM170 127V128H168V127ZM176 127V128H171V127ZM206 126H207V128H206ZM248 126V127H247ZM91 127V128H92ZM155 127H156V129H155ZM178 127V128H177ZM227 127H229L230 129H228ZM247 127V128H246ZM133 128H135L134 130H133ZM147 128H149V129H147ZM151 128H152V130H151ZM159 128V129H158ZM161 128H162V130H161ZM211 128H216L215 129V131H214V129H211ZM224 128V129H223ZM99 129V130H98ZM132 129V130H131ZM164 129H165V131H164ZM170 131H169V130ZM207 129V130H206ZM210 129H211V131H210ZM218 129V130H217ZM249 129V130H248ZM263 129V128H262ZM130 130H131V133H130ZM140 130V129H139ZM159 130V131H158ZM166 130H167V133H169V134H171V139H170V137H169V134H167L166 133ZM217 130V131H216ZM247 130V131H246ZM150 131H151V133L152 134H154V132L156 131L157 132V134L159 135L158 137H156L157 136V134L156 135H151V134H149L150 133ZM153 131V132H152ZM169 131V132H168ZM165 132V133H164ZM171 132V133H170ZM239 132V133H238ZM253 132H255V131H253ZM163 133V134H162ZM173 133V134H172ZM248 133H250V134H248ZM248 134V136H246ZM255 134H256V132H255ZM264 134V133H263ZM150 135V136H149ZM161 135V136H160ZM162 135H164V137L162 138ZM167 135V136H166ZM172 135H174L173 137H172ZM257 135V134H256ZM148 136L149 137H152L151 139L150 138H148ZM155 138H154V137ZM165 136L168 138L167 140L165 139ZM246 136V137H245ZM258 136V135H257ZM146 137L148 138V140L149 141H147V139H146ZM251 138L252 140L253 139H255L254 137H256V139L258 140V142H259V144L257 143V141H256V143H255V141H250V140H247V139H249V138ZM260 136H258V138H259ZM159 138H161L162 140H160ZM246 140H245V139ZM163 139H165V140H163ZM174 139V141H172ZM144 140H146V141H144ZM171 142H170V141ZM176 140V141H175ZM264 139H262V142H264L263 141ZM145 142H147L146 144H145ZM263 144V145H262ZM145 148V149H146ZM140 149V148H139ZM263 149V150H262ZM150 150H148V152L150 153ZM142 152H144V150H141ZM259 151H261V153H259ZM140 155V154H139ZM144 155H145V158H144ZM131 156H132V158H131ZM141 156V155H140ZM258 156V157H257ZM260 157V158H259ZM263 159H262V158ZM130 158V159H129ZM254 159L256 160V161H254ZM261 159V160H260ZM142 160V161H143ZM247 160H248V162H247ZM251 160V161H250ZM260 160V161H259ZM120 161H122V160H120ZM258 161H259V164H257L258 163ZM145 162V161H144ZM252 164H251V163ZM255 162H256V164H255ZM143 163V162H142ZM260 163H261V165L262 166H260ZM157 164V165H156ZM248 164H250V165H248ZM244 165H245V167H244ZM256 165H257V167H256ZM118 166V165H117ZM144 165H142V168H144L143 167ZM260 166V167H259ZM121 167V166H120ZM138 167H140V168H138ZM154 167V168H155ZM238 167H241L240 169L238 168ZM247 167V168H246ZM251 169H250V168ZM110 168V167H109ZM114 168H115V166H114ZM149 168V167H148ZM151 168V167H150ZM243 168L245 169V170H243ZM255 168L256 169H258V170H256V171H254L255 170ZM263 168V169H262ZM123 169H125V168H123ZM136 169H138V171L137 172H135L136 171ZM140 169V170H139ZM159 169H160V171H162L161 173L163 174V176H161V174H158V173H160V171H159ZM183 169H184V171L185 172H183ZM130 170V171H129ZM135 170V171H134ZM151 170H152V168L150 169V172H151ZM154 170V169H153ZM263 170V171H262ZM127 171V172H126ZM159 171V172H158ZM186 171H187V173H186ZM257 171H259V173L261 174V171H262V174L263 175H260V176H257V174H258V172ZM109 172H110V169H109ZM112 173H117V171L116 172H113L112 171ZM140 173V174H141ZM256 173V174H255ZM182 174V175H181ZM187 174V175H186ZM252 174V175H251ZM254 174V175H253ZM132 175V174H131ZM131 175H130V177H131ZM155 175V176H154ZM180 175V176H179ZM107 176V175H106ZM114 176H116V174L115 175H112L111 173H109V175H108V178H109V181L111 182V184L113 183H115V180H116V182H117V186H119V180H117V179H114ZM161 177V179H160V177ZM183 176V177H182ZM184 176H188V177H184ZM253 176V177H252ZM255 176H257V177H255ZM118 176H116V178H117ZM163 177V178H162ZM256 178V180H255V178ZM260 177V178H259ZM107 178V179H108ZM185 178V181L183 180ZM187 178L190 180V183H188V180H187ZM262 178V179H261ZM132 179V178H131ZM130 180V179H129ZM183 180V181H182ZM252 180V181H251ZM255 180V181H254ZM125 181H126V184H125ZM133 180H131L130 182H132ZM133 181V182H134ZM180 181V182H179ZM187 181V182H186ZM253 181H254V183H253ZM261 181V182H260ZM127 182L129 183V185L127 184ZM132 182V183H133ZM139 182V183H138ZM186 182V183H185ZM199 183V184H198ZM249 184V186H250V188H246V185L248 186V184ZM259 183H257V184H259ZM178 184V185H177ZM182 186H181V185ZM191 184H192V186L193 185H195V186H191ZM196 184H198V186H196ZM257 184H255V185H257ZM109 185V184H108ZM114 185H116V184H114ZM180 185V186H179ZM184 185V186H183ZM112 186V185H111ZM150 186V187H149ZM248 186V187H249ZM113 187V186H112ZM141 187V188H142ZM146 187H148V188H146ZM180 187H182V189L180 188ZM187 187V188H186ZM243 187V188H242ZM261 187H263L264 188V185L263 186H261ZM260 187V188H261ZM115 188L116 187H114V191H115ZM137 188H140V186H138ZM144 188H142V190L144 189ZM183 188H185V189H183ZM241 188V189H240ZM254 189H255V187H253ZM145 189H144V191H145ZM155 189H157L158 191H160L158 194H155ZM170 189V190H169ZM174 189H178L177 191L175 190L174 191ZM195 189H196V191H195ZM197 189L200 191V190H202V191H200V192H202V193H198V191H197ZM238 189H239V191H238ZM254 189H251V190H254ZM262 189V188H261ZM261 189H258V190H261ZM116 190H117V188H116ZM124 190V189H123ZM130 190V193L131 194H129V193H127L128 191ZM256 190V189H255ZM264 190V189H263ZM125 191V190H124ZM124 191H123V193H124ZM132 191V192H131ZM158 191H156V192H158ZM172 191H174V193L172 192ZM257 191V190H256ZM255 191V192H256ZM135 192V191H134ZM137 192V191H136ZM135 192V193H136ZM142 192V191H141ZM181 192V193H180ZM188 194H187V193ZM224 192V193H223ZM261 192V191H260ZM112 193V192H111ZM144 193H146V191L144 192ZM149 193V192H148ZM172 193V194H171ZM183 193H184V196H182L183 195ZM186 193V194H185ZM196 193H197V195L199 194V196H197L196 195ZM240 194L241 196H237V194ZM262 193V192H261ZM260 193V194H261ZM151 194V193H150ZM150 194H148V196L146 197L147 198V200H148V197H150ZM153 194V193H152ZM257 194V193H256ZM136 195H137V193H136ZM135 195V196H136ZM147 195V194H146ZM170 195V196H169ZM178 195V196H177ZM179 195H181L182 197H180ZM223 195V196H222ZM253 195H254V193H253ZM253 195L251 194L250 196L254 199V200H252V202L254 201L255 203H257L255 200H257V198L258 197H263L264 198V196H263V194L262 195H260L259 196V192H258V195L256 196V198H255V196L253 197ZM138 196V195H137ZM136 196V197H137ZM151 196H153V195H151ZM165 196H169L168 198L167 197H165ZM186 196L184 197V198H186ZM196 196V197H195ZM239 197V198H237V197ZM179 197V198H178ZM201 199H200V198ZM205 197V198H204ZM207 197H208V200H207ZM222 197V198H221ZM124 198V197H123ZM130 198V197H129ZM135 198V197H134ZM152 198V197H151ZM197 198H199V199H197ZM232 198V199H231ZM235 198H237L239 201H237V199H235ZM244 198H245V196H244ZM249 198V197H248ZM248 198H246V199H244V200H246V201H248V202H246V203H248V204H250L249 203V200H251L250 198H249V200H247ZM142 200H143V196H142V198H141ZM154 199V198H153ZM202 199H203V201H202ZM206 201H205V200ZM218 199V198H217ZM243 199V198H242ZM241 199V200H242ZM259 199V198H258ZM141 200V201H142ZM166 200V201H167ZM244 200H242V202H244ZM260 200V199H259ZM258 200V201H259ZM264 200V199H263ZM263 200H261V201H263ZM211 202V203H207V202ZM215 201V202H214ZM234 201V202H233ZM235 201L237 202L236 204H235ZM145 202H146V200H145ZM151 202H153V201H151ZM160 202H161V204H160ZM189 202V201H188ZM192 201H190V203H191ZM230 202H232V203H230ZM241 201H240V203H242ZM253 202V203H254ZM143 203V202H142ZM141 203V204H142ZM150 203V202H149ZM190 203H188V205L190 204ZM201 203V204H202ZM214 203V204H213ZM246 203H244V204H246ZM254 203V204H255ZM261 203V202H260ZM144 204V203H143ZM156 204H157V206H156ZM193 204H196V202L195 203H193L192 202V205ZM197 204H198V202H197ZM196 204V205H197ZM210 204V205H209ZM234 204V205H233ZM244 204H242L243 206H245ZM254 204H252V205H254ZM261 204H263V206H264V201H263V203H261ZM260 204V205H261ZM151 205V204H150ZM191 205V204H190ZM191 205V207L193 208V206H194V208H198V206L197 207H195L196 205H193L192 206ZM212 205H214V207L212 206ZM232 205V206H231ZM240 205V204H239ZM251 205V204H250ZM256 205V204H255ZM155 206H156V208H155ZM241 206V205H240ZM242 206V208H244ZM145 207V206H144ZM190 207V206H189ZM202 207V206H201ZM213 207V208H212ZM256 207H258V205L256 206ZM146 209H147V207H145ZM151 208V206L149 207V209ZM203 208V209H204ZM206 208H208V209H210V210H208V209H206ZM237 208V207H236ZM143 209V208H142ZM145 209V210H146ZM152 209V208H151ZM199 209V208H198ZM198 209H193V212H194V210H195V212L197 211H199L200 212V210H198ZM202 209V208H201ZM227 209V210H226ZM144 210V209H143ZM192 210V209H191ZM214 210V209H213ZM213 210H211V212H213ZM236 210V209H235ZM151 211V210H150ZM157 211V210H156ZM174 211V210H173ZM190 211V210H189ZM203 211V210H202ZM237 211V210H236ZM146 212V211H145ZM144 212V213H145ZM161 212V211H160ZM164 212V211H163ZM166 212H167V210H166ZM176 212V211H175ZM192 212V211H191ZM196 212V213H197ZM215 212V211H214ZM218 212H216V213H218ZM203 213V212H202ZM205 213V212H204ZM206 213V214H207ZM215 213V214H216ZM163 214V213H162ZM214 214V213H213ZM221 214V213H220ZM218 227V226H217ZM216 228V227H215ZM215 228H212L211 229V231H213ZM216 230V229H215ZM214 230V231H215ZM219 231V230H218ZM214 233H216V232H214ZM218 233V232H217ZM216 233V234H217ZM212 234V236H214V234L213 233H211ZM215 234V235H216ZM249 234V233H248ZM218 235V234H217ZM216 235V236H217ZM213 237V238H217V237ZM212 239V238H211ZM193 240V239H192ZM215 240H217V239H215ZM208 242H210V240L208 241ZM207 242V243H208ZM211 244H212V240H211V242H210ZM213 244H214V242H213ZM215 245H216V241H215V244H214V247H215ZM248 245H249V243H248ZM255 245V244H254ZM249 246H251V245H249ZM256 248V245L255 246H252V248ZM216 248V247H215ZM214 248V249H215ZM251 248V249H252ZM259 248V247H258ZM250 249V251L251 252H254V254H255V256H256V254H259V256L258 257H262V258H264V253H263V251L264 250H261L262 249V247H260L259 248V250L257 251H255V249H254V251H253V249L251 250ZM264 249V248H263ZM261 250V252H259ZM188 252H189V250H188ZM260 253H263V254H260ZM263 255V256H262ZM262 258H260V259H262ZM261 261H263V259L261 260ZM258 263H263V262H260V261H257Z\"/></svg>",
	"mask_w": 264,
	"mask_h": 264
},
{
	"label": "crops",
	"instance_id": "crops-1",
	"mask_svg": "<svg viewBox=\"0 0 264 264\" xmlns=\"http://www.w3.org/2000/svg\"><path fill=\"white\" fill-rule=\"evenodd\" d=\"M257 1L251 0L253 4L254 2L258 3ZM253 4L252 8L255 7ZM92 7L93 3L90 0H46L47 20L45 23L50 26L53 25L52 20L55 17L60 18L65 25L63 23L58 27V35L68 37L80 12L89 11ZM262 7L264 8V6ZM255 9L258 12L260 9V11L263 10L260 6L257 8V4ZM51 13L55 16H49ZM259 23L260 28L256 25L258 22L252 25L254 28L258 27L255 28L258 33L254 28L249 27L243 33L229 30L222 34H212L207 45H204L205 42H203L201 47L205 48L204 50L200 48L202 52L199 49L200 52L198 51L197 56L202 71L211 68L218 70L219 75L215 76L216 79L213 77V80L197 77L202 84L203 99L206 103L211 106L226 105L233 108L232 110L236 113L255 112L259 120H264V115L261 112L264 110V27H262L264 23ZM207 65L208 67L204 68ZM221 72L222 74H220ZM226 78L229 82L224 81ZM223 81L227 83L224 84ZM259 113L262 116L259 117Z\"/></svg>",
	"mask_w": 264,
	"mask_h": 264
}]
</instances>
